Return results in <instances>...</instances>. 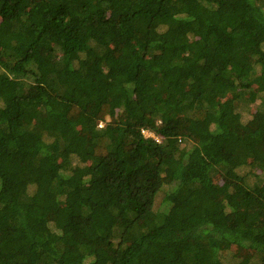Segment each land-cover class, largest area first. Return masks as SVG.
Wrapping results in <instances>:
<instances>
[{"label":"trees","instance_id":"obj_1","mask_svg":"<svg viewBox=\"0 0 264 264\" xmlns=\"http://www.w3.org/2000/svg\"><path fill=\"white\" fill-rule=\"evenodd\" d=\"M255 168L264 0H0V264H264Z\"/></svg>","mask_w":264,"mask_h":264},{"label":"rangeland","instance_id":"obj_2","mask_svg":"<svg viewBox=\"0 0 264 264\" xmlns=\"http://www.w3.org/2000/svg\"><path fill=\"white\" fill-rule=\"evenodd\" d=\"M146 134L148 135V134H151V133L148 132V131H146ZM245 168H247V167H243L242 170L245 169ZM255 171H256V172H259V173H261V174L264 173V171H262V170H260V169H257V168H255ZM216 180L219 181V182H223V181H222V180H223L222 175L216 176Z\"/></svg>","mask_w":264,"mask_h":264},{"label":"clouds","instance_id":"obj_3","mask_svg":"<svg viewBox=\"0 0 264 264\" xmlns=\"http://www.w3.org/2000/svg\"><path fill=\"white\" fill-rule=\"evenodd\" d=\"M146 133V132H145ZM149 135V134H148Z\"/></svg>","mask_w":264,"mask_h":264}]
</instances>
